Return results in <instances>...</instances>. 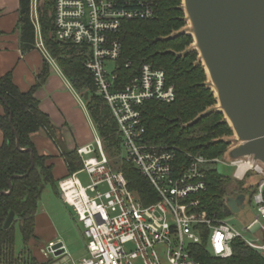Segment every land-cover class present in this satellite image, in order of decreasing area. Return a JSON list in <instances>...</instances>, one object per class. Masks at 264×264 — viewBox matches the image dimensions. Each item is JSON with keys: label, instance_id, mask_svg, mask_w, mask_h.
I'll return each mask as SVG.
<instances>
[{"label": "trees", "instance_id": "trees-1", "mask_svg": "<svg viewBox=\"0 0 264 264\" xmlns=\"http://www.w3.org/2000/svg\"><path fill=\"white\" fill-rule=\"evenodd\" d=\"M114 1L126 4L139 0ZM142 1L153 5L155 16L152 19L123 22L117 35L122 43L121 57L117 62L118 86H124L139 73L143 64L149 63L166 72L168 82L175 85L177 93L173 102L148 101L143 105L145 143L177 148L180 159L186 158V153L200 154L210 159L223 156L232 143L234 132L224 113L214 108L218 103L217 97L198 51L191 48L193 36L182 30L187 25L183 1ZM38 12L44 43L64 75L87 101V109L112 159V166L124 174L129 188L144 205L158 201V194L149 180L123 155L117 121L107 102L96 92L93 76L84 64L89 47L56 39L54 0H45ZM30 15V0H20L17 27L23 51L35 47V27ZM127 63H130L128 67ZM47 67V64L43 66L35 84L28 90L20 89L12 72L0 75V104L3 106L0 112V129L3 132L0 192H6L0 194V263L3 264H44L29 250L31 240L37 238L39 201L47 185H51L60 195L59 181L83 168L77 148L68 149L65 146L59 129L50 116L41 110L35 95L37 88L47 79ZM41 130L52 139L65 162L66 172L60 178L55 176L57 156L41 153L33 141L34 134ZM203 173L207 189L191 197V200L198 202L193 209L198 215L229 218L233 212L225 199L238 190L247 194V202L255 204L256 185L245 187L243 180L220 173L215 164L205 167ZM11 212L15 213V217L6 228L5 223ZM17 227L24 242L20 254L16 251ZM207 233L204 230V238ZM232 245L233 255L229 258L211 255L205 243L194 247V255L202 264H264L261 250L249 246L240 238L234 240Z\"/></svg>", "mask_w": 264, "mask_h": 264}, {"label": "built area", "instance_id": "built-area-1", "mask_svg": "<svg viewBox=\"0 0 264 264\" xmlns=\"http://www.w3.org/2000/svg\"><path fill=\"white\" fill-rule=\"evenodd\" d=\"M37 1L30 0L36 46L50 64L63 73L44 43ZM154 16L153 5L142 0L126 4L114 0H54L56 39L89 47L84 64L93 76L96 92L107 102L117 121L124 156L149 180L159 197L149 205L139 200L129 188L124 174L112 166L103 140L95 129L94 141L77 148L83 168L58 183L60 197L75 209L87 239L88 254L66 264H134L137 259L143 264H164L158 247L168 264H202L194 255V247L205 243L211 255L224 259L233 255L232 244L239 238L264 251V240L256 242L246 238L229 219L206 218L193 210L198 202L191 197L207 189L203 169L218 163L221 157L210 159L186 153L184 159L188 161L185 163L184 159L178 158L179 149L145 143L143 105L148 101L170 103L177 97L176 87L168 82L166 72L145 63L136 76L124 86H118L117 62L122 43L117 35L123 22ZM126 65L128 67L130 63ZM67 83L76 90L68 78ZM76 95L85 106L82 98ZM229 164L236 166V162ZM254 170L264 173V170ZM80 171L90 177L87 186H83L77 177ZM263 190L264 181L254 195L258 214L245 228L248 232L257 223H261L264 231ZM204 230L208 231L206 238ZM55 243L59 242H50L41 249L45 257L66 255L65 244L61 242V246L54 249ZM57 251L63 252L56 254Z\"/></svg>", "mask_w": 264, "mask_h": 264}, {"label": "water", "instance_id": "water-1", "mask_svg": "<svg viewBox=\"0 0 264 264\" xmlns=\"http://www.w3.org/2000/svg\"><path fill=\"white\" fill-rule=\"evenodd\" d=\"M183 7L192 32L182 30L194 37L191 48L198 50L217 97L214 108L224 113L234 132V145L226 151L229 162L251 159L264 168V0H183ZM249 171L242 178L237 170L233 175L244 180ZM257 175L264 180V173ZM225 200L232 212H238L247 194L238 190ZM14 217L11 212L6 228ZM257 228L261 223L250 231ZM59 246L61 242L53 248Z\"/></svg>", "mask_w": 264, "mask_h": 264}, {"label": "crops", "instance_id": "crops-1", "mask_svg": "<svg viewBox=\"0 0 264 264\" xmlns=\"http://www.w3.org/2000/svg\"><path fill=\"white\" fill-rule=\"evenodd\" d=\"M19 8L20 0H0V75L12 72L14 81L20 89L28 90L35 84L37 75L47 64L49 71L47 79L35 92L41 110L50 116L54 125L59 129L61 140L68 149L91 144L95 137V124L87 105L81 104L75 91L69 87L67 77L50 64L46 55L36 46V41L32 49L22 50L20 30L17 27ZM2 110L3 106L0 104V112ZM33 141L41 153L57 156L55 176L62 177L65 174L62 169L66 170L65 162L59 156V149L52 139L44 130H41L34 134ZM2 142L3 132L0 129V145ZM255 218L249 221L246 227ZM261 231L263 238L260 240H264L262 228H257L254 232L249 231V233L258 239L257 235Z\"/></svg>", "mask_w": 264, "mask_h": 264}, {"label": "rangeland", "instance_id": "rangeland-1", "mask_svg": "<svg viewBox=\"0 0 264 264\" xmlns=\"http://www.w3.org/2000/svg\"><path fill=\"white\" fill-rule=\"evenodd\" d=\"M44 2L45 0H38V7H42ZM183 29L189 33L192 32V26L188 19L187 25ZM191 46L195 47L194 37ZM75 91L82 98L83 102L87 103L83 95L77 90ZM232 145L234 144H231L230 147ZM229 159V154L226 153L221 156L220 161L215 164L220 173L225 175H233V173H235L236 166H231L229 164ZM110 160L112 159L110 158ZM62 170L63 172H66L64 168ZM77 177L83 186H87L90 183V177L88 173L84 171H80ZM263 181L264 180L261 179V176L257 175V171L254 169L249 171V173L244 177L243 180L245 184L249 183L252 187H255L256 185L257 188ZM101 188L102 190H105L106 187L102 186ZM257 214L258 213L256 205L247 202L245 207L241 208L238 212H233V214L226 219H229L236 228L243 231L246 238L253 239L257 242V240L260 241V239L263 238L262 231L258 233L257 239V237H253L248 231L245 230L246 225L249 223V221L255 218ZM83 231V226L77 219L75 209L71 205L65 203L60 195L55 193L51 185H47L44 189L41 200L39 201L37 212V238L36 240H31L29 244V250L31 251L32 255L37 257L39 262L44 264H66V262L77 261L88 254L87 239L84 237ZM50 241L64 243L67 249L66 255H60L59 257H53L51 255L49 258L45 257L41 252V249L46 248L48 242ZM23 249V236L20 232V229L17 227L16 251L18 254H20ZM158 250L162 255L164 264H168L166 261V257L164 256L160 247H158ZM261 251L264 253L263 250ZM134 264H143V262L141 259H137L134 261Z\"/></svg>", "mask_w": 264, "mask_h": 264}, {"label": "bare ground", "instance_id": "bare-ground-1", "mask_svg": "<svg viewBox=\"0 0 264 264\" xmlns=\"http://www.w3.org/2000/svg\"><path fill=\"white\" fill-rule=\"evenodd\" d=\"M214 88H215V91L217 92L216 87H214ZM236 167H237L236 170H237V176L238 177L242 176V174L244 172H246L247 170H249L251 168L257 169L258 171L264 170V168L260 164L253 163V161L251 159L237 161Z\"/></svg>", "mask_w": 264, "mask_h": 264}]
</instances>
